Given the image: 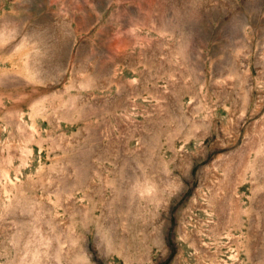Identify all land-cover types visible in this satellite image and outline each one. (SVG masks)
<instances>
[{
	"label": "rangeland",
	"instance_id": "1",
	"mask_svg": "<svg viewBox=\"0 0 264 264\" xmlns=\"http://www.w3.org/2000/svg\"><path fill=\"white\" fill-rule=\"evenodd\" d=\"M0 264H264V0H0Z\"/></svg>",
	"mask_w": 264,
	"mask_h": 264
}]
</instances>
